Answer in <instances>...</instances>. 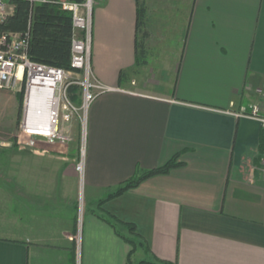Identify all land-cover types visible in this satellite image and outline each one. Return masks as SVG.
Instances as JSON below:
<instances>
[{
  "label": "crops",
  "instance_id": "1",
  "mask_svg": "<svg viewBox=\"0 0 264 264\" xmlns=\"http://www.w3.org/2000/svg\"><path fill=\"white\" fill-rule=\"evenodd\" d=\"M142 1L146 64L137 1H95L92 66L121 89L89 108L83 180L72 132L18 146L26 168L12 169L10 214L0 212V264H127L134 234L121 221L151 249L139 246L136 263L264 264V128L236 114L264 87V0H194L177 57H151L147 46L152 15L175 0ZM152 60L172 61L156 71ZM174 157L167 172L108 197Z\"/></svg>",
  "mask_w": 264,
  "mask_h": 264
},
{
  "label": "built area",
  "instance_id": "2",
  "mask_svg": "<svg viewBox=\"0 0 264 264\" xmlns=\"http://www.w3.org/2000/svg\"><path fill=\"white\" fill-rule=\"evenodd\" d=\"M16 0H0V24L11 15ZM33 3L54 2L73 13L74 34L72 45V69L34 61L28 51L29 39L21 32L0 29V89H15L23 92L22 132L20 144H33L35 138L44 137L50 142L72 140L71 128L75 118L81 114L84 141L76 169L84 179L86 165V135L88 111L93 101L102 93L121 89L104 83L92 66V25L95 0H31ZM21 73V74H20ZM78 85L81 90V103H77L69 91L70 85ZM48 90L50 97H39ZM19 92V93H20ZM259 99L248 108L243 106L236 112L258 120L264 128V87L258 89ZM35 95L36 101H33ZM50 114L44 120V111ZM259 169L264 180V153Z\"/></svg>",
  "mask_w": 264,
  "mask_h": 264
},
{
  "label": "trees",
  "instance_id": "3",
  "mask_svg": "<svg viewBox=\"0 0 264 264\" xmlns=\"http://www.w3.org/2000/svg\"><path fill=\"white\" fill-rule=\"evenodd\" d=\"M73 1L80 2L83 0ZM136 1L138 5L137 31H142L143 29V40L141 43H138L136 47L138 57L137 63L146 64L148 60L144 59L148 57V52L145 45V39L148 37V32L144 31V26L147 15V6L142 0ZM15 3L16 7L14 12L0 24V29L7 32H21L23 35L27 36L29 39V55L34 61L72 69L71 57L74 34V19L72 11L64 9L61 4L54 2L33 3L31 0H16ZM126 75V69L120 70L119 81L121 82ZM69 91L72 98L77 103H81L80 87L75 84L70 85ZM18 95L20 97L19 116H21L23 93ZM177 164H179V162H177L174 157L159 168L136 175L119 185L108 195V197L120 195L131 187L138 185L146 177L157 173H165ZM121 223L134 234L132 237H125L133 246L128 256L127 264H142L143 262H148L150 264H170L169 262L157 258L152 259L151 257L150 259H143L137 263L134 262L132 255L139 246L143 247L148 253H151V249L146 241L139 238L140 236L136 230L135 224L122 221Z\"/></svg>",
  "mask_w": 264,
  "mask_h": 264
},
{
  "label": "rangeland",
  "instance_id": "4",
  "mask_svg": "<svg viewBox=\"0 0 264 264\" xmlns=\"http://www.w3.org/2000/svg\"><path fill=\"white\" fill-rule=\"evenodd\" d=\"M193 1L175 0L173 2L174 8H171L170 1H164L162 2L161 16L154 19V15H152L148 26L151 29L152 38L147 45L150 49L151 57L152 55L172 57L180 55L184 39L186 38V25ZM149 3L154 6L155 0H150ZM159 18H161V23L158 21ZM171 61L152 60V65H149V68L154 67L153 69L158 71L163 66L161 65L162 62L169 63ZM19 92L12 88L0 89V212L4 210V214L7 216L10 214L12 169L26 168L25 156L18 148L21 145L19 144V136L22 132L21 121L23 117V97L22 112L21 116H19L20 97L18 94L24 91ZM81 114L83 116L82 112L80 116L73 120L71 132L76 135V139H81L82 142L85 130L82 128ZM81 142H79L80 153Z\"/></svg>",
  "mask_w": 264,
  "mask_h": 264
},
{
  "label": "bare ground",
  "instance_id": "5",
  "mask_svg": "<svg viewBox=\"0 0 264 264\" xmlns=\"http://www.w3.org/2000/svg\"><path fill=\"white\" fill-rule=\"evenodd\" d=\"M20 74H21V73H20ZM46 96L50 97V94L48 93V90H44V92H43L42 94H40L39 97L43 98V97H46ZM36 98H37V97H35V95H33V101H36ZM42 117H43V119L46 120V121L49 120V118H50V114H49L48 110H47V111H44Z\"/></svg>",
  "mask_w": 264,
  "mask_h": 264
}]
</instances>
